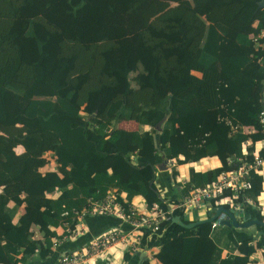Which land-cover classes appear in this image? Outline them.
Returning a JSON list of instances; mask_svg holds the SVG:
<instances>
[{"label": "trees", "instance_id": "trees-1", "mask_svg": "<svg viewBox=\"0 0 264 264\" xmlns=\"http://www.w3.org/2000/svg\"><path fill=\"white\" fill-rule=\"evenodd\" d=\"M257 2L0 0V264H54L61 212L114 186L166 209L157 165L216 156L221 166L192 172L188 184L212 181L247 137L230 125L257 129L252 142L263 136L264 8ZM121 120L151 130L119 129ZM47 152L56 170L41 171ZM250 179L255 199L262 177ZM162 226L142 243L157 248L163 264H248L264 247L262 239L238 243L231 228L221 243L210 222Z\"/></svg>", "mask_w": 264, "mask_h": 264}, {"label": "built area", "instance_id": "built-area-1", "mask_svg": "<svg viewBox=\"0 0 264 264\" xmlns=\"http://www.w3.org/2000/svg\"><path fill=\"white\" fill-rule=\"evenodd\" d=\"M262 99V110L258 119L263 136L252 142L249 135L256 132L257 129L250 125H230L231 132H241L247 135L243 142L242 154L228 158L227 166L229 168L219 171L212 181L190 188L175 205H167V208L164 209L159 203L154 202L150 206L145 205L144 210L141 211L136 204L122 199L117 190H112L102 198L86 197L85 204L80 208L64 209L61 212L63 218L61 221L66 226L67 234L54 239L53 246L78 238L84 232V220L87 216L109 215L118 219L120 223L78 248L62 250L54 264H94L93 261L90 263L91 258L100 257L101 254L106 253L109 247L115 245H119L124 252L129 253L146 251V259L152 263L155 261L153 249L143 244L142 239L145 235L149 239L153 233L165 230V226L162 224L168 222L173 224L172 217L176 215L175 211L183 219L198 210L208 211L213 215L221 206L231 210L234 214L236 213L237 219L240 215L250 212V209L260 212L262 209L260 204L248 192L252 189L251 175L264 174V96ZM222 119L224 120V118ZM225 121L231 124L229 119L226 118ZM168 163L173 165L174 158L169 159ZM225 220H227V215L220 212L210 222L211 228L229 227L224 222ZM104 262L115 264L113 261H109V258ZM248 264H257V262L253 258L249 259Z\"/></svg>", "mask_w": 264, "mask_h": 264}, {"label": "crops", "instance_id": "crops-1", "mask_svg": "<svg viewBox=\"0 0 264 264\" xmlns=\"http://www.w3.org/2000/svg\"><path fill=\"white\" fill-rule=\"evenodd\" d=\"M168 83H163L162 89L159 90V94L161 96H166L169 94L168 92ZM264 96V83L262 87V92H261V101L263 100ZM262 104V102H261ZM116 127L119 129L127 130V131H149L151 130V127L146 124H139L135 120H121L116 124ZM162 127V123L158 124L155 127V138L157 137V133H159L160 129ZM246 139V138H245ZM241 143V152L237 155L242 154L243 152V142ZM156 143H158L157 138H156ZM22 148V147H21ZM23 149H21L22 151ZM19 151V152H21ZM235 155V156H237ZM54 157L51 160L54 168L50 170H56V163L54 161ZM131 159L136 163V164H142V162L134 157H131ZM182 159L180 156L177 159H174V164H170L168 160L162 164V165H157V169L154 171V183L158 188L159 191V197L163 199L167 205H175L176 202L182 197L181 191L183 188L187 187H198V186H193L192 183H189L190 175L192 172H205L210 169H215L221 166L220 161L216 156H206L203 158H200L196 161L192 162H186V163H178V160ZM50 163L48 164V166ZM48 166H45V170ZM43 168L41 169V171ZM176 172V174H172V172ZM262 177V183H261V191L260 193L255 197L256 201L260 204L261 208L264 209V174H258ZM189 186H188V185ZM189 188V189H190ZM112 190H117L118 193H120V196L124 200H129L132 203L136 204L138 208L143 211L145 208L146 202L144 201V198L141 195H134L130 198H127V193L119 189L118 187L114 186L110 188L106 193L112 191ZM105 193V194H106ZM105 196V195H104ZM82 197V196H81ZM148 206V205H147ZM262 209L259 212L256 209H250V212L245 213L243 216L244 217H251L252 218H258L262 221H264V217L262 216ZM200 212L196 213H191L188 218H184L185 221H194L196 219H203L206 217H209L211 213L208 211L204 210H198ZM22 209L18 210V213L14 217L13 221L17 219V217L21 214ZM240 217H242L240 215ZM85 225H84V232L79 235L78 238L76 239H71L62 243H59L57 246L52 245V250L54 252L55 259L59 255V253L66 249V248H73L77 247L78 244H83L87 243L90 240H92L95 236L101 234L104 231H107L108 229H111L112 227L118 226L119 221L118 219L109 216V215H96V216H87L85 217ZM226 228H231L232 236L235 238V240L239 243L243 240H248V239H253V244L254 242L258 240H264V236L260 233L263 231L260 226L258 225H251L245 228H235L232 226L229 227H216L212 228L214 229V234L217 239H221V243L223 242V229ZM55 232L57 235L62 236L64 234H67L66 226L62 224H59L54 228ZM36 237V236H35ZM42 236H37L36 238H41ZM83 238L81 242H78L77 239ZM264 248V247H263ZM263 248H257L255 252H253L250 256L249 259H255L257 264H264V250ZM154 252V255L158 253V249L152 250ZM107 253V254H106ZM106 253H103L100 255V257H93L90 259V263L94 264H107L104 261L109 258V261H113L115 264H138L139 262V253H130V257L128 260L124 259V251L119 247V245L111 246L107 249ZM228 253V249L222 247L221 251V257H224ZM52 256L49 257L50 263L52 262L51 260ZM143 262V261H142ZM141 262V264H143ZM88 264V263H86ZM148 264H163L161 263L158 258H155V261L148 262Z\"/></svg>", "mask_w": 264, "mask_h": 264}, {"label": "water", "instance_id": "water-1", "mask_svg": "<svg viewBox=\"0 0 264 264\" xmlns=\"http://www.w3.org/2000/svg\"><path fill=\"white\" fill-rule=\"evenodd\" d=\"M258 8H264V0H258L257 2ZM161 198V197H160ZM220 212H224L227 215V220L224 222L228 226H232L235 228H245L251 225H258L260 227H264V221L258 219V218H252L251 217H244L243 214L242 217L236 218V213H232L231 210L226 209L225 207H218V209L215 211V213L209 217L203 218V219H196L194 221H185L183 218L180 217V215L176 214L172 217V223H176L177 225L184 227V228H194L195 226L205 223V222H211ZM264 236V231L260 232ZM143 259H146V251L140 250L139 251V262L138 264H141Z\"/></svg>", "mask_w": 264, "mask_h": 264}, {"label": "rangeland", "instance_id": "rangeland-1", "mask_svg": "<svg viewBox=\"0 0 264 264\" xmlns=\"http://www.w3.org/2000/svg\"><path fill=\"white\" fill-rule=\"evenodd\" d=\"M19 147H17L16 148V152H19ZM45 157L49 160V163H50V165L48 166V164L46 165V166H48L46 169H48V170H50V169H53L54 168V165H53V163H52V159H53V155L51 154V153H49V152H47L46 154H45ZM42 171H45V168H43V170ZM198 212H200V211H198ZM193 213H196V211H193ZM262 216L264 217V209H262ZM32 231H33V234H34V236H41V233L37 230V228L36 227H33L32 228Z\"/></svg>", "mask_w": 264, "mask_h": 264}]
</instances>
